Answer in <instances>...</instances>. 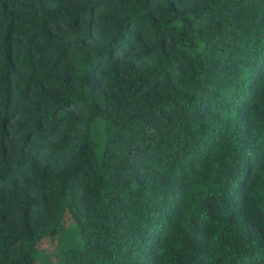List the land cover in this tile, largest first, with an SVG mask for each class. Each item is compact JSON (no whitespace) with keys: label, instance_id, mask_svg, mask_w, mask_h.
Instances as JSON below:
<instances>
[{"label":"trees","instance_id":"16d2710c","mask_svg":"<svg viewBox=\"0 0 264 264\" xmlns=\"http://www.w3.org/2000/svg\"><path fill=\"white\" fill-rule=\"evenodd\" d=\"M65 211L56 264H264V0H0V264Z\"/></svg>","mask_w":264,"mask_h":264},{"label":"rangeland","instance_id":"374dc122","mask_svg":"<svg viewBox=\"0 0 264 264\" xmlns=\"http://www.w3.org/2000/svg\"><path fill=\"white\" fill-rule=\"evenodd\" d=\"M89 136L91 139L93 151L97 157L100 156L103 146L104 126L101 119L95 117L89 125ZM70 219L69 213L65 211L61 219V231L57 230L56 233L49 237L43 236L36 242V247L42 250L49 264H56V251L58 246L64 245L67 242L74 244L76 242L75 233L72 226L69 227L68 220ZM70 233V235H69ZM69 239V241L67 240Z\"/></svg>","mask_w":264,"mask_h":264}]
</instances>
